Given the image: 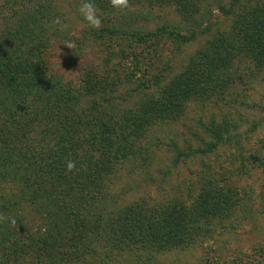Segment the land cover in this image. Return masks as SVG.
Here are the masks:
<instances>
[{"label": "trees", "instance_id": "16d2710c", "mask_svg": "<svg viewBox=\"0 0 264 264\" xmlns=\"http://www.w3.org/2000/svg\"><path fill=\"white\" fill-rule=\"evenodd\" d=\"M92 2L97 12L138 16L110 0ZM141 2L167 3L191 21L204 0H129L131 6ZM54 8L52 0H0V215L9 218L0 221V236L8 255L17 258L19 251L35 247L53 261L108 259L121 251L139 259L147 250L184 247L207 237L216 222L246 201L226 178L197 188L190 182L185 193L166 202L139 198L121 204L110 186L123 167L147 168L152 128L176 120L188 101L221 96L238 78L230 63L236 55L243 52L264 65V0L221 6L231 17L230 37L214 36L172 77L139 80L120 96L114 93L119 78L87 72L78 87H70L48 73L45 51L57 31L51 24ZM9 16L15 21L8 22ZM118 23L90 27L82 36H126L131 47L166 36L180 43L194 36L165 26L139 31ZM211 148L183 153L175 145L171 161L175 166L182 156ZM69 160L75 161L72 172L66 170ZM260 256L264 263V253Z\"/></svg>", "mask_w": 264, "mask_h": 264}, {"label": "rangeland", "instance_id": "374dc122", "mask_svg": "<svg viewBox=\"0 0 264 264\" xmlns=\"http://www.w3.org/2000/svg\"><path fill=\"white\" fill-rule=\"evenodd\" d=\"M52 1L56 19L51 24H57V31L45 51L48 73L70 87H78L87 72L112 77L115 82L119 78L114 92L119 96L139 80L172 77L205 42L221 33L230 37L232 30L231 17L221 10L232 0H204L191 21L182 20L174 6L164 2L152 7L145 2L130 5L138 13L134 18L97 12L101 26L118 20L119 25L139 31L158 26L176 28L185 35L194 31L185 42L166 36L131 47L126 36L93 40L85 34L83 38V31L91 27L79 11L84 0ZM6 20L14 22L15 17ZM68 43L74 46L69 48ZM230 63L238 78L221 96L188 101L176 120L152 128L148 132L152 155L147 168L123 167L110 186V193L121 204L139 198L166 202L185 193L190 182L197 188L209 179L226 178L246 201L216 222L207 237L184 247L156 253L147 250L139 259L121 251L111 253L108 259L95 255L67 262L53 261L35 247L19 251L14 258L8 255V243L0 236V264H264L260 256L264 253V65H257L243 52ZM175 145L183 153L189 148H212L192 157L182 156L174 166Z\"/></svg>", "mask_w": 264, "mask_h": 264}, {"label": "clouds", "instance_id": "9594fccd", "mask_svg": "<svg viewBox=\"0 0 264 264\" xmlns=\"http://www.w3.org/2000/svg\"><path fill=\"white\" fill-rule=\"evenodd\" d=\"M110 3L113 7L115 8H119V9H127L130 8V4H129V0H110ZM79 11L83 14L84 19L88 22V24L96 29H99L101 27V20L99 18V16L97 15V7L96 5L92 2V0H86V2H84L80 8ZM57 23H59V20L56 21ZM74 45H72L71 43L67 44V47L71 48ZM75 161H67L66 162V170L68 172H72L75 170ZM9 218L4 217L3 215H0V221H4L7 220ZM10 223L15 224L16 221L15 219H10Z\"/></svg>", "mask_w": 264, "mask_h": 264}]
</instances>
